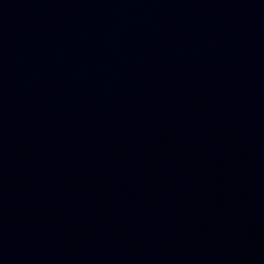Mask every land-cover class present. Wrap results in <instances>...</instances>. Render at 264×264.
Here are the masks:
<instances>
[{"label":"water","instance_id":"obj_1","mask_svg":"<svg viewBox=\"0 0 264 264\" xmlns=\"http://www.w3.org/2000/svg\"><path fill=\"white\" fill-rule=\"evenodd\" d=\"M0 264H264V0H0Z\"/></svg>","mask_w":264,"mask_h":264}]
</instances>
